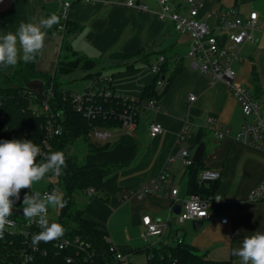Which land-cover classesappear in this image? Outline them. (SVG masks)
I'll list each match as a JSON object with an SVG mask.
<instances>
[{"label":"crops","instance_id":"1","mask_svg":"<svg viewBox=\"0 0 264 264\" xmlns=\"http://www.w3.org/2000/svg\"><path fill=\"white\" fill-rule=\"evenodd\" d=\"M70 1L68 21L80 26V30L68 33L66 40L79 55L96 61L95 70L113 75L125 94L139 97L154 76L147 70L126 71L123 63L113 57L114 53L136 54L143 48L166 50L172 57L179 56L183 64V69L166 90L165 82L170 72L164 82L157 81L156 89L164 90L159 110H144L133 130L115 127L107 140L95 138L87 145L85 160L88 164L122 166L107 178L84 181L85 193L88 188L95 190L90 194L94 198L85 212L106 224V236L132 261L136 260L131 255L138 254L145 257L141 262L147 260L145 253H130L132 249L157 244L163 239L169 242L179 239L193 245L209 259L240 264L239 258L232 255V249L241 246L244 236L264 232V198L256 202L248 200L250 192L264 179V152L236 139L243 125L241 103L233 97L226 83H211L206 75L191 67V59L187 56L191 37L176 31L171 22L160 18V5L156 1L135 0L134 6L127 5L128 0ZM173 2L175 10L185 13L186 0ZM231 7L242 16L251 11L259 14L256 41L246 42L240 51L244 61L239 71L244 72V81L238 82L245 85L253 82L264 87V0H206L201 16L210 22L208 16L213 11ZM60 10L59 0H7L0 4V35L15 32L21 23H38L49 15L59 16ZM63 32L58 29L47 33L36 62L41 72L54 74L62 54ZM247 44L250 45L245 56ZM100 63L103 67L109 64L116 68L106 71L98 68ZM17 65L1 71L11 74ZM192 94L196 96L194 101L189 100ZM210 118L227 128L229 134L221 139L215 137L208 124ZM152 123L161 124L163 131L151 136ZM181 134L183 140H180ZM199 134L205 143L201 158L204 169L219 170L221 176L214 193L207 197L209 217L198 231L193 229V220L182 222L189 225L182 235L174 208L180 201L189 199L191 193L181 151L187 149L193 156L200 144ZM159 176L160 192L142 198L133 195ZM218 197L223 199L217 201ZM147 215L158 224L169 223V228L161 235L144 238L143 217ZM223 218H227L226 223L221 221Z\"/></svg>","mask_w":264,"mask_h":264},{"label":"trees","instance_id":"2","mask_svg":"<svg viewBox=\"0 0 264 264\" xmlns=\"http://www.w3.org/2000/svg\"><path fill=\"white\" fill-rule=\"evenodd\" d=\"M60 28V22L54 25L47 33H54ZM80 26L67 21L64 30V41L62 43V54L60 55L54 74L41 72L36 67L35 62L25 63L20 61L11 74H5L0 69V140L29 139L38 146L44 145L46 138V123L48 117L52 114L58 120L61 133L50 139L49 152L62 151L66 158V167L62 174L56 176L58 185L63 188V207H60L58 223L63 225L64 233L58 238L75 239L79 237L85 243L84 247L71 245L65 249H59L55 246V240L45 243L41 242L42 251L36 254L37 261L40 264H102L104 262L114 261V255L109 250V243L106 241V224L99 219L88 215L83 208L78 206L74 194L79 190H85L84 181L96 178H107L113 175L121 164H88L82 156V160L70 153L71 145L79 140H89L92 131L95 128L113 129L122 127L120 114L125 110H131L133 106L132 98L136 102L146 101L157 98L167 89L168 85L175 76L183 69V64L176 57L167 52L147 51L145 48L136 54H122L116 52L113 57L123 63L126 71L147 70L154 79L147 84L139 97L125 94L119 89L121 86L114 81L112 84L105 85L99 81L102 71H92L87 77L90 82L95 81L96 85H87L83 91L90 92L94 90V107L100 112L87 114L84 110L78 108V103L74 101L73 91L65 90L61 87L59 75L69 74L78 68L93 70L96 67V61L84 55H79L73 50L66 40L70 32H77ZM62 31V30H61ZM71 53L76 58H69ZM160 54L166 56L167 61L162 64L161 71L153 73L151 66L157 61ZM176 62L172 63L173 60ZM172 63L171 65H169ZM143 67H139L140 65ZM175 64L173 70L171 66ZM171 70V71H170ZM170 72L163 91L156 89L157 81H165L167 73ZM255 73V72H254ZM255 77V74H253ZM42 79L45 81V87L50 91L49 98L43 100L28 89L25 84L32 79ZM114 78V77H113ZM254 80V79H253ZM257 89L259 85L255 84ZM103 91L110 92L105 94ZM90 102H86L89 104ZM48 107V109H46ZM59 114V115H58ZM138 117V116H137ZM201 134H199V143H201ZM204 170V163L201 159L187 166L189 175V191L192 194H199L202 197H209L214 193V187L219 181L200 182V173ZM53 190L54 186L49 185ZM26 237L19 232H13L6 229L3 238H0V264H23V254L26 247ZM175 243L166 239L157 244L148 245L143 248H135L130 253H145L147 260L140 264H233L230 260H212L201 254L191 244L183 240H174ZM86 244L89 246L86 247ZM72 258L71 262L67 259Z\"/></svg>","mask_w":264,"mask_h":264},{"label":"built area","instance_id":"3","mask_svg":"<svg viewBox=\"0 0 264 264\" xmlns=\"http://www.w3.org/2000/svg\"><path fill=\"white\" fill-rule=\"evenodd\" d=\"M7 0H0V4ZM61 4L60 10V30H65V24L68 21L69 12L72 6L70 0H59ZM160 5L159 16L163 20L172 23L173 28L180 32L188 34L191 37V44L187 51V56L191 59V67L200 71L206 75L211 83L224 82L227 84L233 97L241 103L242 111L246 116L247 121L243 123L236 139L243 144L252 146L260 151L264 152V87L257 89L253 82H250L251 88L247 85L236 81L235 70L232 65L234 62H243L244 57L240 51L246 42H255V32L260 29L259 14L257 11H251L248 15L242 16L235 7L220 10L218 12H212L209 14L210 22L204 20L201 16V9L206 0H186L185 13H180L173 8V0H154ZM127 5H136L135 0H128ZM180 57L176 56V60ZM167 61L165 55L160 54L157 61L151 66L153 73L161 71V66ZM99 81L105 85L112 84L114 82L113 75L102 73L99 76ZM161 83L163 81H160ZM91 86L96 85V82L91 81ZM105 94H109L108 91H103ZM96 93L94 90L90 92L73 93L74 101L78 103V108L84 110L88 115L100 112L99 109L94 107ZM50 94V91H49ZM196 96L190 95L189 100L194 101ZM133 106L131 110H125L123 114H120V120L122 122L121 128L133 130L136 126L137 116H139L146 109H160V100L157 98L148 99L146 101L136 102V99L132 98ZM86 102H90L86 104ZM48 109V107H46ZM59 115V114H58ZM208 124L215 137L221 139L229 134V130L225 128L221 123L210 118ZM101 128V127H98ZM95 128L93 134L95 138L107 140L110 137V131H98ZM163 131V127L159 123H152L150 127L151 136H156ZM61 133V127L58 120L54 115L48 117L46 123V138L44 145L41 146V155L37 157V162L42 161L45 155L49 153L50 139ZM183 134L180 135V140H183ZM183 162L186 166L193 163L192 155L187 149L181 151ZM221 174L219 170L204 169L200 173V182L216 181L220 178ZM161 176L154 178L150 184L142 186L139 190L133 193L134 196L142 198L143 196L155 192H160L159 180ZM52 189H47L43 192H39L42 195L44 193H50ZM88 194H94L93 188H88ZM36 192L31 189L20 192V200L17 201L15 209H22V201L24 195ZM175 196L177 189L172 191ZM264 198V179L250 192L248 200L256 202ZM208 199L202 197L199 194H192L189 199L184 201L181 212L177 215L180 223L187 220L194 219H206L209 217L208 213ZM21 217V219L19 218ZM49 217V211H48ZM15 222L14 229H8L13 232H19L26 237V247L23 254V264H40L37 261L36 254L42 251V255L46 254L45 250L40 248V245L33 248L31 246V240L34 234L39 233L41 229L35 223H29L23 214L13 212L9 217ZM223 223L227 222V218L221 220ZM143 224L146 226V232L143 234L144 238L150 235L158 236L169 228V223L158 224L149 215L143 217ZM106 241L109 243V250L114 255V261L104 262L102 264H138L136 261H132L129 255L123 253L119 248L106 236ZM55 246L59 249H65L71 245L84 247L85 243L80 240L79 237L75 239H56ZM89 246L86 244V247ZM68 262L72 261V258L67 259ZM96 264V263H95Z\"/></svg>","mask_w":264,"mask_h":264},{"label":"clouds","instance_id":"4","mask_svg":"<svg viewBox=\"0 0 264 264\" xmlns=\"http://www.w3.org/2000/svg\"><path fill=\"white\" fill-rule=\"evenodd\" d=\"M60 17L53 14L41 18L38 23H21L15 32L8 31L0 35V69L15 67L20 61L35 62L44 48L47 30L59 24ZM41 148L29 139L0 140V238L6 229L15 227L9 217L20 200L22 189H31L49 174L61 175L66 167V158L62 151H52L37 162ZM223 198H217L219 201ZM65 202L58 188L50 193L31 192L23 197V216L31 224L41 229L33 235L31 246L41 242H51L60 238L64 227L58 222H50V208L63 207ZM232 255L240 264H264V232L256 231L244 236L239 248L232 249Z\"/></svg>","mask_w":264,"mask_h":264},{"label":"rangeland","instance_id":"5","mask_svg":"<svg viewBox=\"0 0 264 264\" xmlns=\"http://www.w3.org/2000/svg\"><path fill=\"white\" fill-rule=\"evenodd\" d=\"M249 45L247 44L246 47L244 48V52L243 54L246 56L249 50ZM69 56V58H76L75 56L73 57L71 53L67 54ZM248 60V59H247ZM240 64L241 62H234L232 67L236 72V81H244L242 80V78H244V76H242L244 74V72H240L239 70L240 68ZM139 67H143L144 65L139 64ZM100 67V69L103 68V70L109 71V70H113L116 67H111L109 66V64H105V66L103 67L100 63V66L98 65V68ZM96 68H94L93 70H86V69H82V68H78L75 71L69 73V74H65V75H59L58 79L61 82V87L65 90H71L73 92L76 93H81L84 91L85 87L88 85V81L89 78L87 77V75L92 72V71H97L95 70ZM248 88H251L250 83H248L247 85ZM142 115V114H141ZM140 115V116H141ZM241 119L243 121V123H245L247 121L246 116L244 115L243 111L242 113H240ZM106 130H111V129H106ZM95 139V137L93 135H91L89 137V140H79L77 141V143L71 145V147L69 148L70 153L77 155L81 161H84L85 158H83L84 160H82V156L85 157L86 156V150L87 145L90 142H93V140ZM54 186V188H58L60 191V194L63 195V188H61L58 183H57V179L55 175L49 174L48 176L45 177V179L34 183L33 184V190L36 192H43L45 190H47L50 186ZM27 190V189H24ZM76 202L78 204V206H80L81 208L87 209V207L89 208V205H91V201L93 200V196L90 194L85 193V191L83 190H79L78 192H76L74 194ZM59 211H60V207L57 208H50L49 209V220L50 222H57L58 221V216H59ZM21 219V217H19ZM178 227L180 228L179 231L183 234H185V230H187L189 228L188 222L186 223H177ZM14 229V228H11ZM172 241V239H171ZM172 243H175L172 241ZM133 257L134 260H136V262L138 264L142 263L141 261L145 258L144 255L142 254H138V255H131V258Z\"/></svg>","mask_w":264,"mask_h":264},{"label":"water","instance_id":"6","mask_svg":"<svg viewBox=\"0 0 264 264\" xmlns=\"http://www.w3.org/2000/svg\"><path fill=\"white\" fill-rule=\"evenodd\" d=\"M137 4H139V2L137 1ZM25 87L26 89H28L30 92H32L33 94H35L36 96L42 98L43 100H47L49 98V90L46 89L45 87V81L42 80V79H39V78H36V79H32L30 81H28L26 84H25ZM204 149H205V143L204 142H201L193 156H192V159L194 162H199L202 158V154L204 152ZM183 204H184V201H180L174 208V213L176 215H178L181 210H182V207H183ZM13 212H18L20 214H23V210L22 209H13ZM204 224V220L202 219H194L192 221V225H193V229L195 231H198L200 229V227H202V225Z\"/></svg>","mask_w":264,"mask_h":264}]
</instances>
